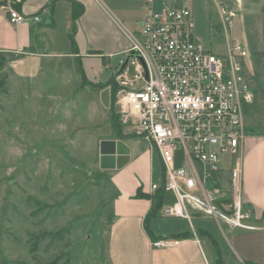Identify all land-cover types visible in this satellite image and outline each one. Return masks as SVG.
Wrapping results in <instances>:
<instances>
[{"label": "rangeland", "instance_id": "1", "mask_svg": "<svg viewBox=\"0 0 264 264\" xmlns=\"http://www.w3.org/2000/svg\"><path fill=\"white\" fill-rule=\"evenodd\" d=\"M193 1L183 6L205 50L224 57L231 40L242 41L253 93L245 124L250 131L264 129V0ZM65 60L71 85L46 89L41 101H30L24 89L0 85V264H109L113 193L98 167V136L109 135L111 108L118 109L112 106L118 95L107 83L119 65ZM134 74L129 63L126 76ZM76 76L104 87L76 94ZM181 161L178 152L177 167ZM171 197L166 194V202Z\"/></svg>", "mask_w": 264, "mask_h": 264}, {"label": "crops", "instance_id": "2", "mask_svg": "<svg viewBox=\"0 0 264 264\" xmlns=\"http://www.w3.org/2000/svg\"><path fill=\"white\" fill-rule=\"evenodd\" d=\"M185 1L153 0V10L182 7ZM73 4L82 7L76 19L72 17ZM144 5L142 0H0V85L7 83L9 88L24 89L30 101H41L47 97L46 89L71 85L73 75L65 59H100L109 68L117 62V72L131 47L127 34L140 36ZM4 7L25 16L38 15L40 21L14 26ZM192 36L200 44L193 34V21ZM75 78L76 94L80 89L100 88L81 77ZM113 79L115 84V75ZM111 124L109 135L98 136V167L107 176L113 193L107 242L109 264H264V129L250 131L245 124L242 198L251 211L249 223L256 229L244 230L231 229L194 210L192 227L185 219L164 218L162 207L174 201L171 194L168 202L166 194L163 196L161 208L151 216L155 207L151 186L160 185L163 176L162 166L158 175V153L132 126L120 122L117 132L114 120ZM117 140L129 148V162L120 170H102L101 144ZM220 179L227 186L228 164L223 165ZM162 239L177 244L164 249L151 247L153 240Z\"/></svg>", "mask_w": 264, "mask_h": 264}, {"label": "built area", "instance_id": "3", "mask_svg": "<svg viewBox=\"0 0 264 264\" xmlns=\"http://www.w3.org/2000/svg\"><path fill=\"white\" fill-rule=\"evenodd\" d=\"M142 1L140 36L127 34L128 55L142 62L130 60L132 79L126 76V68L115 77L119 87L115 105L119 121L132 126L158 153L162 183L152 185L151 192L161 190L174 198L162 207V216L185 219L191 225L194 210L231 229L254 230L249 223L251 211L242 198L244 118L253 104L244 72L246 49L241 40L234 39L225 56L218 57L193 41L192 17L186 6L155 12L153 0ZM4 9L14 26L40 21L38 15ZM219 14L226 15L223 10ZM227 23L230 27L231 22ZM178 152L182 161L177 167ZM224 164L229 165L227 186L220 179ZM176 244L162 239L152 241L151 247Z\"/></svg>", "mask_w": 264, "mask_h": 264}, {"label": "water", "instance_id": "4", "mask_svg": "<svg viewBox=\"0 0 264 264\" xmlns=\"http://www.w3.org/2000/svg\"><path fill=\"white\" fill-rule=\"evenodd\" d=\"M133 58H137L142 62L138 56L133 54L128 55L120 65L115 77L126 68L130 60ZM100 155L99 165L102 170H120L129 162V148L121 140L103 142L100 147Z\"/></svg>", "mask_w": 264, "mask_h": 264}, {"label": "trees", "instance_id": "5", "mask_svg": "<svg viewBox=\"0 0 264 264\" xmlns=\"http://www.w3.org/2000/svg\"><path fill=\"white\" fill-rule=\"evenodd\" d=\"M81 12H82V7L81 6H76V4H73V6H72V15H73L72 17H73V19H76L81 14ZM2 64H3V60H2V57L0 56V67L2 66ZM111 82H108L107 85L111 84V87H112V90H113V94L115 96L117 88L113 84L114 83V79L113 78L111 79ZM95 86L96 87H100V88L104 87L102 84H99V83L96 84ZM114 101H115V99L113 98L112 106L114 105ZM111 109L112 110H111V114L110 115H111L112 119L114 120V126L116 128V131L119 132L120 131V126H121L119 118H118L117 114L114 112L113 107ZM246 112H247V110H246ZM119 136L121 137V135H119ZM137 196L140 197L139 194ZM163 196H164V194H163V192L161 190H158L157 192H155V196H154L155 207H154V209L152 210V212L150 214L151 216L155 215L158 212V210L161 208V206L163 204ZM57 263H58V261L56 260V261H54L52 263H49V264H57ZM62 264H68V261H65Z\"/></svg>", "mask_w": 264, "mask_h": 264}]
</instances>
